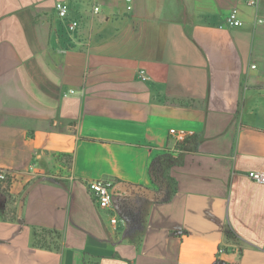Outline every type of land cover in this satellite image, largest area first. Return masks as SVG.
Masks as SVG:
<instances>
[{
    "label": "crops",
    "instance_id": "0c3cea01",
    "mask_svg": "<svg viewBox=\"0 0 264 264\" xmlns=\"http://www.w3.org/2000/svg\"><path fill=\"white\" fill-rule=\"evenodd\" d=\"M0 169V264H264V0H0Z\"/></svg>",
    "mask_w": 264,
    "mask_h": 264
},
{
    "label": "built area",
    "instance_id": "2783aa9c",
    "mask_svg": "<svg viewBox=\"0 0 264 264\" xmlns=\"http://www.w3.org/2000/svg\"><path fill=\"white\" fill-rule=\"evenodd\" d=\"M250 6L257 7L260 4V0H247ZM56 8L59 17L65 19L68 18L70 12V6L64 1H58ZM95 11H99V7L95 8ZM261 21V20H260ZM226 24L230 26H240L243 21L238 15V9H233L226 17ZM79 26L77 19L71 20L69 23L70 31L74 32ZM256 67V65H253ZM140 77L145 80L147 78L144 70L140 71ZM73 91V90H72ZM169 134L177 142H183L195 135V131L187 128H170ZM248 176L257 182H264V170H251ZM9 177L7 170L0 169V180L5 182ZM85 185L94 198L96 204L104 209L110 211V221L113 227H116L120 221H124V216L120 214V210L117 206V194L119 191L118 184L112 179H90L85 182ZM225 248L221 247L220 251H224Z\"/></svg>",
    "mask_w": 264,
    "mask_h": 264
},
{
    "label": "trees",
    "instance_id": "16d2710c",
    "mask_svg": "<svg viewBox=\"0 0 264 264\" xmlns=\"http://www.w3.org/2000/svg\"><path fill=\"white\" fill-rule=\"evenodd\" d=\"M150 175L152 177L154 184L157 187V188L150 190L151 191L150 193L152 194L154 199H156V200H169L172 196L173 191H174L172 177L162 178L163 169L154 171L153 168L150 170ZM160 178H162L163 180H160ZM11 182L12 181H11L10 177H8L5 182H2L0 180V192H2L4 195V202L2 203V206L0 208L5 213L10 212V210H13V211L16 210L13 207H11L12 203L14 202L13 197H12L11 192H10ZM125 187H126V189L127 188L130 189L132 187V185L128 184V186H125ZM122 191L123 190H119L118 192H122ZM123 204L124 203L121 204V202L118 203L120 208L124 207ZM227 237L229 240L235 241L234 244H238V242L236 241V235L234 234V232L232 231V229L230 227L227 228Z\"/></svg>",
    "mask_w": 264,
    "mask_h": 264
},
{
    "label": "rangeland",
    "instance_id": "374dc122",
    "mask_svg": "<svg viewBox=\"0 0 264 264\" xmlns=\"http://www.w3.org/2000/svg\"><path fill=\"white\" fill-rule=\"evenodd\" d=\"M4 202V195L2 192H0V207L2 206V203ZM123 205H124V208L123 209H127L130 205V199L128 198L127 200L125 199V201H123Z\"/></svg>",
    "mask_w": 264,
    "mask_h": 264
}]
</instances>
